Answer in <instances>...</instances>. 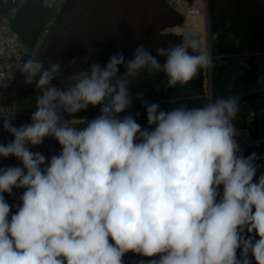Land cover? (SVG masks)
<instances>
[{
  "label": "clouds",
  "instance_id": "9594fccd",
  "mask_svg": "<svg viewBox=\"0 0 264 264\" xmlns=\"http://www.w3.org/2000/svg\"><path fill=\"white\" fill-rule=\"evenodd\" d=\"M212 53L191 34L155 55L140 44L131 59L116 53L104 67L82 66L67 87L52 84L59 62L23 61L17 70L36 89L31 122L13 126L0 105L13 137L0 158L20 161L0 167V264H124L128 253L140 264H264V174L256 179L257 154L243 156L236 139L239 98L170 111L143 101L147 127L120 115L144 96L130 89L144 72L182 86L213 67ZM14 72L0 73V89ZM90 107L97 117L77 115ZM46 138L61 149L50 160L31 150ZM14 189L24 191L10 205L4 194Z\"/></svg>",
  "mask_w": 264,
  "mask_h": 264
},
{
  "label": "rangeland",
  "instance_id": "374dc122",
  "mask_svg": "<svg viewBox=\"0 0 264 264\" xmlns=\"http://www.w3.org/2000/svg\"><path fill=\"white\" fill-rule=\"evenodd\" d=\"M222 1L224 0H217L219 4H217L219 17H222L223 12V9H221ZM196 8L200 11L193 12ZM84 14H87L86 10ZM167 14L174 15V20L170 24L165 21V16ZM177 15H180L188 21L181 30L178 28L180 20ZM207 18L208 13L206 16L205 0H199L195 7L192 6L188 0H152L143 7L132 9L131 11H126L125 9L121 10L117 17H114V24H111L109 29H107L109 32L107 31L105 34L101 35V32L98 33L94 31L89 23H87L93 22L91 24H94V19L92 17L70 19V16H68V18L65 16V21H69L70 23L64 24L66 27L64 29L65 31L53 36L43 51V57L40 59L45 62V67H47V61L50 59L60 63L62 72L58 79L52 81V84L60 86L61 83V86L67 87L70 83L68 77L78 72L82 66L87 67L93 61L101 66H105L110 56L116 53H123L125 60L131 59L133 50L135 49L133 47L135 41L139 44H143L153 55L156 54V50L160 47H167L170 44L180 43L185 34L199 37L201 43L207 46L206 41L203 39L207 31ZM191 25L198 27L199 32H195ZM67 30L68 32H66ZM246 31L249 30L247 29ZM116 44H119L120 47L112 50V45L115 46ZM73 60L77 62L71 64ZM161 62H163V58H161ZM122 68L121 66L120 69ZM201 72L202 70L200 74ZM152 81L153 80H149L147 82ZM197 81V79H193L185 85L193 86ZM158 83L161 85L156 86L157 90L167 98L174 100L183 99L186 94L190 95V90L183 87L185 85L172 89L169 88L165 92L163 88H165L166 83L163 81ZM142 84V82H134L130 85L134 98L137 92H142ZM191 94L195 95V97H193L194 102L203 98V96L207 97L209 91L207 90L204 95L197 92ZM35 95V84H24L22 86L19 91V103L24 110L30 112L35 110L33 107ZM242 96L245 95H238V98ZM243 107H241L239 111L242 115L248 111V108ZM244 126L245 125H242L241 127Z\"/></svg>",
  "mask_w": 264,
  "mask_h": 264
},
{
  "label": "trees",
  "instance_id": "16d2710c",
  "mask_svg": "<svg viewBox=\"0 0 264 264\" xmlns=\"http://www.w3.org/2000/svg\"><path fill=\"white\" fill-rule=\"evenodd\" d=\"M115 1V7L110 9L111 17H117L118 13L123 9L131 11L132 9L143 7L152 0ZM188 1L194 6L198 0ZM234 1L238 3V9L236 10L237 13L231 15L232 12H230L227 15L219 17L217 0H209L210 37L213 34L218 33V38L215 41H211V47L213 50V67H211L213 99L218 96L227 97L235 95L238 97V95L241 94L248 95L254 92L264 91V81L257 83L244 82V68L242 64L236 61L238 58H242L243 55H245L243 54L242 46L246 45L248 42L257 41V39L264 33V13H253L250 6V0ZM68 2L70 3V0H68ZM19 5L20 3L15 7H18ZM12 8L13 7L8 8L5 14H8ZM197 11L200 10H198V8L193 10V12ZM46 17L47 10L43 6L42 0H28L23 3V6L20 7L19 12L15 16L10 17L8 25L20 38L32 44L37 40ZM177 17L180 20L178 28L181 30L185 27L188 21L180 15H177ZM173 20V14H167L165 16L166 23L170 24ZM109 27L110 25H108V28ZM191 27L195 32H199V28L195 25H191ZM247 29L253 31L251 37L242 36ZM203 39L206 41V35L203 36ZM237 40L239 41L238 44L236 43ZM138 45L140 44L137 41L133 43L134 48ZM119 47V44H116L115 46L112 45V50ZM41 57H43V53L40 55V58ZM194 79H197L198 81L195 82L193 86H183L190 90V95L186 94L183 99L175 100L160 94L153 83L146 82L141 86V91L144 92V96L140 100L134 99L132 107L125 112L145 111L142 106L143 101L158 103L160 109L186 106L190 104L203 105L207 101L208 96H203V98L193 102V97H195V95L191 93L197 92L204 95L208 90V69L202 70L201 74L199 72ZM241 107H246L248 110L254 111L257 114V118L261 121L264 130V99L242 104L240 105V108ZM88 110L99 109L90 107ZM253 152L257 154V163L262 158V152L259 150H250L246 152V157Z\"/></svg>",
  "mask_w": 264,
  "mask_h": 264
},
{
  "label": "built area",
  "instance_id": "2783aa9c",
  "mask_svg": "<svg viewBox=\"0 0 264 264\" xmlns=\"http://www.w3.org/2000/svg\"><path fill=\"white\" fill-rule=\"evenodd\" d=\"M28 1V0H24ZM20 0H0V15H4L10 7H15ZM43 6L47 10V17L40 31L37 40L34 43H28L18 36V34L7 24H0V73L14 72V79L6 89H0V105L8 106L10 118L13 120V126L19 127L31 122L32 112L24 110L19 103V91L24 83V77L17 70L23 61L28 58H40L44 49L50 42L53 33L58 26L64 14L68 0H42ZM211 75V68L208 69V82ZM209 96H211L210 86L208 87ZM87 118V117H82ZM142 127H147L145 117H134ZM87 119H93L88 117ZM235 127L240 130L241 135L236 137L241 147V154L246 157V152L250 150H259L262 152V158L257 162L260 169L257 172L258 179L260 174H264V130L261 122L257 120V114L254 111L247 112L242 117L234 121ZM245 125L244 127H241ZM80 127H83L81 125ZM11 138L9 133L4 131L0 124V144H6ZM33 152L39 151L44 154L48 160L53 155L60 152V145L52 138H46L38 146L31 148ZM20 166V161L14 157L0 158V167ZM23 189H14L13 195L5 193V199L10 205L18 202ZM13 212L15 209L13 208ZM247 235V234H246ZM239 257V250H238ZM142 257L128 253L123 257L124 264H140ZM145 264L147 261L145 260Z\"/></svg>",
  "mask_w": 264,
  "mask_h": 264
},
{
  "label": "crops",
  "instance_id": "0c3cea01",
  "mask_svg": "<svg viewBox=\"0 0 264 264\" xmlns=\"http://www.w3.org/2000/svg\"><path fill=\"white\" fill-rule=\"evenodd\" d=\"M115 3V0H70V3L68 2L65 8L62 18L64 19L65 16H67V18L70 16V19L92 17L94 19V24H91L93 22H87L90 27L98 33L101 32L100 34H105L107 31L109 32V30H107L109 29L107 25L114 24V17H111L110 9L115 7ZM221 6V9H223L222 16L227 15L230 12H232L231 15H235V13H237L236 10L238 9V3L234 0H224L221 2ZM85 10L87 11V14H84ZM63 19L62 22H66V19ZM242 35L251 37L252 34L251 31H248ZM256 42H258L259 50L257 52H260L259 56H264V37L261 39L258 38ZM247 112H250V110ZM238 116L242 117L243 115L238 113ZM257 120L261 122L258 118Z\"/></svg>",
  "mask_w": 264,
  "mask_h": 264
},
{
  "label": "flooded vegetation",
  "instance_id": "af4514ba",
  "mask_svg": "<svg viewBox=\"0 0 264 264\" xmlns=\"http://www.w3.org/2000/svg\"><path fill=\"white\" fill-rule=\"evenodd\" d=\"M250 6H251V9L253 10V13H258V12L264 13V0H250ZM68 22L67 21L62 22V19H61V21L59 22L58 26L56 27L53 33V36L59 34L60 32L65 31L64 29L66 27L64 24ZM249 31H251V34H253V31L251 29H249ZM66 32H68V30ZM263 37H264V33L259 37V39ZM242 49H243V54L245 55H243L241 59L243 60L245 67L243 65L242 66L244 68V71H245V68L248 71V72L245 71L244 81H246L247 83L263 82L264 72L262 71L263 66H261V62L264 63V56H259L260 52H257L259 50L258 42L256 41L248 42L246 43V45L242 46ZM101 67H104V66H101ZM123 72H124V68L120 69V73L123 74ZM158 75L157 76L148 75V73L144 72L142 76H140L139 78L135 80V82H139V83L142 82L144 84L149 80H153L151 83H153L155 86H160L161 84H159L158 82L163 81L166 83V86L165 88H163V91L166 92L169 89L167 87V82H166L167 78L164 76L163 73H159ZM150 78H154V79H150ZM179 86L181 85H177L176 87H173V88H177Z\"/></svg>",
  "mask_w": 264,
  "mask_h": 264
},
{
  "label": "water",
  "instance_id": "95a60500",
  "mask_svg": "<svg viewBox=\"0 0 264 264\" xmlns=\"http://www.w3.org/2000/svg\"><path fill=\"white\" fill-rule=\"evenodd\" d=\"M205 1H206V10H207V13H208V36H207V45H209V43L211 44V37H210V18H209V0H205ZM197 2L195 3L194 6H196ZM236 61L244 66L243 60L241 58H238ZM261 66H263L262 67V71L264 72V63L263 62H261ZM245 71L248 72L246 68H245ZM158 74H155L154 76H157ZM244 82H246V81H244ZM209 86H210L211 97L213 98L212 77L209 80ZM260 99H264V91H259V92H256V93H252V94H248V95L239 97L240 105L245 104V103H249V102H252V101L260 100ZM186 106L187 107H199V106H202V105H186ZM176 107H179V106H176ZM161 110H163V111H170L171 110V107L170 108H164V109H161ZM137 113H139L138 116H137ZM129 114L132 115L133 117H145L146 116V111H141V112H124V113H121L120 115L121 116H124V115H129ZM77 115L79 117L95 118V117H97L99 115V110H86V111H81ZM12 139L13 138H11L8 142H10Z\"/></svg>",
  "mask_w": 264,
  "mask_h": 264
},
{
  "label": "bare ground",
  "instance_id": "6f19581e",
  "mask_svg": "<svg viewBox=\"0 0 264 264\" xmlns=\"http://www.w3.org/2000/svg\"><path fill=\"white\" fill-rule=\"evenodd\" d=\"M206 16H207V10H206ZM207 36H208V18H207L206 44H207Z\"/></svg>",
  "mask_w": 264,
  "mask_h": 264
}]
</instances>
